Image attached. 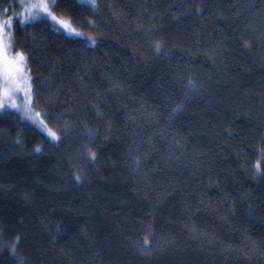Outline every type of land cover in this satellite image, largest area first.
I'll list each match as a JSON object with an SVG mask.
<instances>
[{
    "label": "trees",
    "instance_id": "obj_1",
    "mask_svg": "<svg viewBox=\"0 0 264 264\" xmlns=\"http://www.w3.org/2000/svg\"><path fill=\"white\" fill-rule=\"evenodd\" d=\"M20 4L0 264H264V0H56L75 32Z\"/></svg>",
    "mask_w": 264,
    "mask_h": 264
},
{
    "label": "snow or ice",
    "instance_id": "obj_2",
    "mask_svg": "<svg viewBox=\"0 0 264 264\" xmlns=\"http://www.w3.org/2000/svg\"><path fill=\"white\" fill-rule=\"evenodd\" d=\"M56 0H23L20 4V7L23 9V17L27 19H35L39 15L44 14L52 19L53 22L61 23L65 29L70 32H75L74 29L69 28L68 24L60 21L54 13V6ZM7 11V10H5ZM12 18L0 19V107L4 106L5 100L11 101L12 95H14L19 90L27 91L21 89L18 81L20 80H29L30 78L25 76L26 72V57L22 52H16L15 55H11V35L9 31L12 28ZM79 35V33H76ZM94 42V41H93ZM246 47L248 45H245ZM160 44L157 42L156 49L160 50ZM189 85H192V81L189 80ZM13 107L16 105L13 104ZM179 107V105L177 106ZM52 135L53 139H58L56 135L52 132L49 133ZM260 158L254 164L256 172H260L264 168V149H261ZM92 158H95V153L91 154ZM76 179L79 180L80 177L76 176Z\"/></svg>",
    "mask_w": 264,
    "mask_h": 264
},
{
    "label": "rangeland",
    "instance_id": "obj_3",
    "mask_svg": "<svg viewBox=\"0 0 264 264\" xmlns=\"http://www.w3.org/2000/svg\"><path fill=\"white\" fill-rule=\"evenodd\" d=\"M20 2L22 3L23 0H20ZM33 2H34V0H33ZM21 11H22V15H23V9L22 8H21ZM43 16H47V15L41 14L37 18H40V17H43ZM20 17L22 18V16H20ZM0 19H6V18L4 16L0 15ZM59 20L63 21V23L67 24V22L65 20H63V19H59ZM56 24H58L59 26L63 27V25L61 23H56ZM9 31L11 32V29ZM16 52H19V51L13 50L11 48V55H15ZM25 76L27 77L26 72H25ZM18 83H19L21 89H25L26 84L29 85V80H27V81L20 80V81H18ZM30 91H31L30 90V86L27 87V91H25V90L17 91L14 95H12V98H11L10 102L5 100L3 107H5V108L6 107H11V108L18 109V110L22 111V113L24 115H26L27 117L35 116V113L32 110V102H31ZM13 104H15L16 106L13 107L12 106Z\"/></svg>",
    "mask_w": 264,
    "mask_h": 264
}]
</instances>
